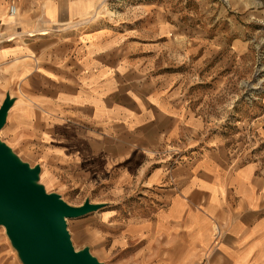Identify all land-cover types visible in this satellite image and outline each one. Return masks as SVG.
Listing matches in <instances>:
<instances>
[{"label": "rangeland", "instance_id": "rangeland-1", "mask_svg": "<svg viewBox=\"0 0 264 264\" xmlns=\"http://www.w3.org/2000/svg\"><path fill=\"white\" fill-rule=\"evenodd\" d=\"M57 1L66 5L73 1L82 10L67 22L56 23L50 33L56 35L57 43L43 57V66L45 62L65 64L66 44L61 37L68 32L75 93H80L82 84L78 79L81 62L76 58L83 47L93 52L92 62L114 66L122 79L121 89L99 83L98 91L132 90L140 102L145 96L162 95L174 103L173 121L183 108L199 123L195 132L183 136L181 119L174 125H161L162 131L179 134L168 140L165 133L163 141L152 147L154 153L125 168L114 160L116 151L106 148L114 138L121 139L120 134L113 138L108 133L115 122H124L127 128L145 123L152 115L149 106L138 101L131 108L107 103L117 117H111L112 126L103 129L93 120L91 106L81 99L60 105L56 113L51 103L54 87L44 80L36 92L11 88L15 102L0 131L1 140L31 166H41L40 182L48 192L60 194L74 206L87 199L104 204L67 219L75 249L88 247L103 264H135L131 259L144 251L145 244L142 238L126 233L127 226L150 214L153 205L143 180L152 168L144 169L145 160L174 165L213 146L231 166L256 165V174L264 178V0ZM119 94H111V99L117 100ZM127 113L132 114L122 118ZM65 124L74 126V137L66 134ZM145 133L151 140L157 131ZM129 136H122L123 141H129ZM118 150L124 152L127 147L121 145ZM106 153L109 160L101 162ZM0 245L16 264H22L1 225Z\"/></svg>", "mask_w": 264, "mask_h": 264}, {"label": "crops", "instance_id": "crops-1", "mask_svg": "<svg viewBox=\"0 0 264 264\" xmlns=\"http://www.w3.org/2000/svg\"><path fill=\"white\" fill-rule=\"evenodd\" d=\"M16 1L0 0V30L3 32L0 43V105L7 93L13 97L12 87L36 92L44 80L54 87V101L51 103H55L56 113L60 105H71L81 99L93 109L95 123L106 129L112 126L111 117H117L115 109L107 103L130 108L131 104L137 103L136 92L132 90H109L115 85L118 89L123 87L118 71L110 64L92 62L93 52L83 47L77 51L76 58L81 62L78 79L82 88L78 87L79 94L74 92L72 36L68 32L61 37V42L66 44L65 64L54 66L45 62L47 65L43 66V57L47 58L51 46L57 43L56 35L50 33L56 23H65L82 10L72 5L73 1L66 5L57 0H18L21 8ZM8 3L17 6L16 15L7 14ZM99 83H104V87L109 89L98 91ZM126 83L131 86L130 82ZM116 92L120 93L118 99H111ZM138 103H144L145 108L149 106L151 117H146L145 123L133 128H127L129 126L124 122H115L111 130L113 134L108 133L111 137L120 134L121 139L109 137L114 142L106 148L116 151L114 160L125 168L154 153L152 147L163 141L165 133L168 140L179 134L171 133L170 129L162 131L159 129L161 125H174L181 119V136L192 134L199 127L193 113L183 108L181 115L173 121L176 113L174 103L162 95L145 96V100ZM129 114L132 113L124 114L122 118ZM65 125L66 134L74 137V126ZM60 128L56 131L58 134L61 133ZM149 129L157 131L151 140L144 137ZM126 134L130 135L127 142L122 139ZM121 145L127 150L119 151ZM106 154L100 158L101 162L109 160ZM199 155L193 154L192 158L174 165L170 161L157 164L151 160L143 162L145 170L152 168L143 180L153 205L149 207L150 214L127 226L126 233L142 238L145 244L144 251L133 257L131 263L264 264V178L256 174L257 166L233 167L227 163L225 154L213 146L206 147ZM124 172L122 170L121 174ZM2 245L0 264H16Z\"/></svg>", "mask_w": 264, "mask_h": 264}, {"label": "water", "instance_id": "water-1", "mask_svg": "<svg viewBox=\"0 0 264 264\" xmlns=\"http://www.w3.org/2000/svg\"><path fill=\"white\" fill-rule=\"evenodd\" d=\"M15 98L7 93L0 105V131ZM41 166H31L0 138V225L22 264H103L88 247L76 250L67 219L104 206L90 200L79 206L40 182Z\"/></svg>", "mask_w": 264, "mask_h": 264}, {"label": "built area", "instance_id": "built-area-1", "mask_svg": "<svg viewBox=\"0 0 264 264\" xmlns=\"http://www.w3.org/2000/svg\"><path fill=\"white\" fill-rule=\"evenodd\" d=\"M8 14L14 16L17 14V6L15 4H11L8 9ZM3 41V32L0 30V43ZM209 264V263H204Z\"/></svg>", "mask_w": 264, "mask_h": 264}]
</instances>
